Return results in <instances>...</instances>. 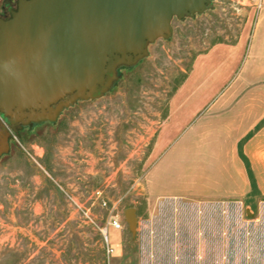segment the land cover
Segmentation results:
<instances>
[{
    "label": "rangeland",
    "instance_id": "rangeland-1",
    "mask_svg": "<svg viewBox=\"0 0 264 264\" xmlns=\"http://www.w3.org/2000/svg\"><path fill=\"white\" fill-rule=\"evenodd\" d=\"M259 3L212 0L193 18L174 19L171 36L151 43L136 65L119 68L102 97L15 131L0 157V264H264V198L245 207L215 197L149 196L144 187L168 103L195 58L216 44H248ZM222 61L219 49L199 59L176 96L184 105L171 116L166 140L210 117L206 109L224 81L239 73ZM172 152L166 159L173 156L175 165ZM175 188L183 187L165 192ZM128 208L135 210L134 234ZM109 231L116 246L109 238L107 246Z\"/></svg>",
    "mask_w": 264,
    "mask_h": 264
},
{
    "label": "water",
    "instance_id": "water-1",
    "mask_svg": "<svg viewBox=\"0 0 264 264\" xmlns=\"http://www.w3.org/2000/svg\"><path fill=\"white\" fill-rule=\"evenodd\" d=\"M212 0H17L0 16V118L18 131L54 122L77 101L102 97L121 67L148 55L172 34V21L193 18ZM8 150L0 146V154ZM135 210L124 211L135 233Z\"/></svg>",
    "mask_w": 264,
    "mask_h": 264
},
{
    "label": "crops",
    "instance_id": "crops-1",
    "mask_svg": "<svg viewBox=\"0 0 264 264\" xmlns=\"http://www.w3.org/2000/svg\"><path fill=\"white\" fill-rule=\"evenodd\" d=\"M259 4L260 12L248 44L242 41L230 46L216 44L199 54L169 101L167 117L159 126L151 152L157 156L144 176L149 196L215 197L245 207L259 204L264 198V97H260L264 91V0ZM218 49L222 63L229 65L231 71L236 67L239 73L235 78H226L220 97L206 109L210 117L203 119L196 130L192 125L181 137L178 134L166 140L174 127L171 116L184 105L183 101H176V96L199 59ZM242 91H248L246 96ZM169 152L178 153L175 165L168 162L173 156L166 159ZM174 184L183 188L165 192ZM108 238L111 245L116 246V234L109 231Z\"/></svg>",
    "mask_w": 264,
    "mask_h": 264
},
{
    "label": "flooded vegetation",
    "instance_id": "flooded-vegetation-1",
    "mask_svg": "<svg viewBox=\"0 0 264 264\" xmlns=\"http://www.w3.org/2000/svg\"><path fill=\"white\" fill-rule=\"evenodd\" d=\"M16 3H17V0H3L2 6L0 9V16L2 18L8 17L9 16V10L15 9ZM15 135H18V133L14 132L11 129H9L8 127H6L0 118V146H1V143L6 142L7 148L9 150L10 145H11V138ZM2 155H3V153L0 154V157Z\"/></svg>",
    "mask_w": 264,
    "mask_h": 264
},
{
    "label": "built area",
    "instance_id": "built-area-1",
    "mask_svg": "<svg viewBox=\"0 0 264 264\" xmlns=\"http://www.w3.org/2000/svg\"><path fill=\"white\" fill-rule=\"evenodd\" d=\"M112 226H113L114 228H116V229H118V228L120 227V225H119L118 223H116L115 221L112 223ZM104 238H105V241L107 242V246H109V245H108V237H107L106 234H104ZM108 249H109L110 251L112 250L111 247H109Z\"/></svg>",
    "mask_w": 264,
    "mask_h": 264
}]
</instances>
